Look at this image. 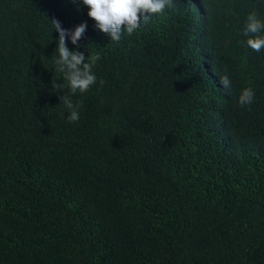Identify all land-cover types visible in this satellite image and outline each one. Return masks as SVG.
I'll return each instance as SVG.
<instances>
[{
    "label": "trees",
    "instance_id": "1",
    "mask_svg": "<svg viewBox=\"0 0 264 264\" xmlns=\"http://www.w3.org/2000/svg\"><path fill=\"white\" fill-rule=\"evenodd\" d=\"M251 11L264 0H177L114 42L82 2L0 0V264H264ZM53 19L86 22L68 47L101 57L76 123L52 88Z\"/></svg>",
    "mask_w": 264,
    "mask_h": 264
},
{
    "label": "clouds",
    "instance_id": "2",
    "mask_svg": "<svg viewBox=\"0 0 264 264\" xmlns=\"http://www.w3.org/2000/svg\"><path fill=\"white\" fill-rule=\"evenodd\" d=\"M82 2L87 7V15L95 22V28L111 37V41H121L123 35L131 36L142 23L150 17L162 15L166 9L176 6L177 0H75ZM54 30L59 33L58 47L52 59L55 64V73L62 74L63 82L52 81V88L57 93L63 91V96H58L60 105L68 111V121L76 123L80 119L82 101L75 102L73 97L77 93L83 95L97 83V76L93 68L101 59L98 55H88L81 51H71L67 41L70 38L72 45L81 46L87 23L78 25L74 31L64 29L61 22L53 19L51 22ZM243 35L249 37L247 47L255 52L264 51V20L259 18L256 11H251L247 18ZM220 83L224 89H231V81L227 75L223 76ZM103 86L104 81H100ZM255 92L247 87L242 90L238 104L241 108L250 107L254 102Z\"/></svg>",
    "mask_w": 264,
    "mask_h": 264
}]
</instances>
